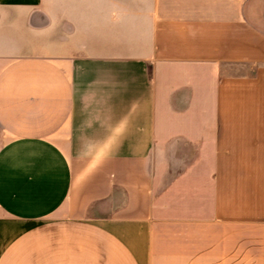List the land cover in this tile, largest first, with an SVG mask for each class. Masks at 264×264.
Listing matches in <instances>:
<instances>
[{
	"label": "crops",
	"instance_id": "0c3cea01",
	"mask_svg": "<svg viewBox=\"0 0 264 264\" xmlns=\"http://www.w3.org/2000/svg\"><path fill=\"white\" fill-rule=\"evenodd\" d=\"M0 264H264V0H0Z\"/></svg>",
	"mask_w": 264,
	"mask_h": 264
},
{
	"label": "rangeland",
	"instance_id": "374dc122",
	"mask_svg": "<svg viewBox=\"0 0 264 264\" xmlns=\"http://www.w3.org/2000/svg\"><path fill=\"white\" fill-rule=\"evenodd\" d=\"M2 143H3V137L0 135V149L2 147Z\"/></svg>",
	"mask_w": 264,
	"mask_h": 264
}]
</instances>
